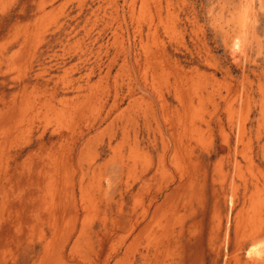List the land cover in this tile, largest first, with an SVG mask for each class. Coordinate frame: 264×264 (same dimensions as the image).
I'll return each instance as SVG.
<instances>
[{
  "label": "rangeland",
  "instance_id": "obj_1",
  "mask_svg": "<svg viewBox=\"0 0 264 264\" xmlns=\"http://www.w3.org/2000/svg\"><path fill=\"white\" fill-rule=\"evenodd\" d=\"M0 264H264V0H0Z\"/></svg>",
  "mask_w": 264,
  "mask_h": 264
}]
</instances>
